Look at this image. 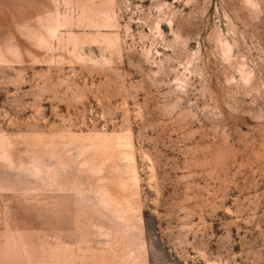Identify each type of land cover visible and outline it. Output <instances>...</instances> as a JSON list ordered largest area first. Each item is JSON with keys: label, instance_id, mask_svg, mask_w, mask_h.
Returning a JSON list of instances; mask_svg holds the SVG:
<instances>
[{"label": "rangeland", "instance_id": "374dc122", "mask_svg": "<svg viewBox=\"0 0 264 264\" xmlns=\"http://www.w3.org/2000/svg\"><path fill=\"white\" fill-rule=\"evenodd\" d=\"M0 264H264V0H0Z\"/></svg>", "mask_w": 264, "mask_h": 264}]
</instances>
